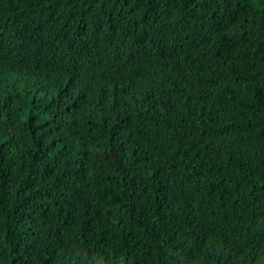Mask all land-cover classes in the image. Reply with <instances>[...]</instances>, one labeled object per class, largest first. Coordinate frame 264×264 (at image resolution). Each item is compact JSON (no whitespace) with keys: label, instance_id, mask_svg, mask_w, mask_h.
Returning <instances> with one entry per match:
<instances>
[{"label":"trees","instance_id":"16d2710c","mask_svg":"<svg viewBox=\"0 0 264 264\" xmlns=\"http://www.w3.org/2000/svg\"><path fill=\"white\" fill-rule=\"evenodd\" d=\"M0 264H264V0H0Z\"/></svg>","mask_w":264,"mask_h":264}]
</instances>
